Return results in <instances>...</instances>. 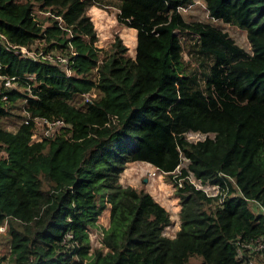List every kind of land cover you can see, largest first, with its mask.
Masks as SVG:
<instances>
[{"label":"trees","instance_id":"16d2710c","mask_svg":"<svg viewBox=\"0 0 264 264\" xmlns=\"http://www.w3.org/2000/svg\"><path fill=\"white\" fill-rule=\"evenodd\" d=\"M202 1L210 18L246 31L250 52L220 25L188 19L197 0H0V31L16 46L0 43L1 72L17 80H0V224L10 246L0 264H264V248L242 246L264 240V0ZM94 4L116 7L137 30L135 55L119 34L97 45ZM184 47L206 68L203 87ZM92 91L100 95L84 107L73 102ZM19 99L30 117L12 130L4 119ZM38 120L51 132L35 139ZM140 161L175 184V236L164 233L172 213L145 183L121 181ZM189 172L228 184V196L178 185ZM109 208L103 246L93 247L89 232ZM68 231L79 245L64 243Z\"/></svg>","mask_w":264,"mask_h":264},{"label":"rangeland","instance_id":"374dc122","mask_svg":"<svg viewBox=\"0 0 264 264\" xmlns=\"http://www.w3.org/2000/svg\"><path fill=\"white\" fill-rule=\"evenodd\" d=\"M184 13H185L186 17L190 20H209V21L213 22L214 24L220 25L221 27L226 29L230 33V35L233 36V38L241 46H243L247 51H249V52L251 51V45H250L249 40L247 38L246 31L244 29L239 28L238 26L231 25L229 23H223L222 21H217L215 19L210 18L209 14H208V10H207V8H206V6L202 0L196 2L193 7H190L187 11H184ZM89 14L91 15V18L93 19L95 27H96L97 32H98V38L99 39L97 41V45L99 47L107 48L112 43V41L114 40L115 35L119 34L122 36L124 42L129 46L130 53L132 55H135V52H136L135 51V37H136V35L134 37L133 29L131 27H128L126 25L119 23L118 18H117L118 9L116 7L105 8V7L98 6L97 4L96 5L94 4L93 6L90 7ZM33 48H35V47H33ZM40 50H42V49H33V51H37V52ZM181 52L184 55V58L189 62L190 67L194 68V70H195L196 86L203 87L204 82H205L206 68L188 50L187 47H184L181 50ZM94 72H96L95 69H94ZM73 102H75V103L78 102L79 105H83L82 107H84L82 95H77L76 98L73 100ZM25 103L26 102L24 101V99H19L16 101L14 108H13L15 115L5 117V119H4V124L6 127L10 128L12 130H16L21 123L25 122L26 119H28L29 114L28 115L26 114ZM43 132L50 133L51 129H47L46 127H44L40 123H38V127L35 130V133L33 135L34 138L40 139V137L43 136V134H42ZM210 135H212V134H210ZM206 136H207L206 134H203L201 132H189L187 134L188 139L194 140V141H196L198 139H204ZM148 163L150 166L148 165ZM138 165H139V168L137 167V165L134 166L133 168H126V170H124V172L121 176L122 180L125 181L126 178H130L132 175V177H134V178L136 177L135 184L140 185L142 178L145 179V176H146L145 172L141 173L142 172L141 168L142 167H150L151 168L152 166L157 167V166L151 164L150 162H146V161H140V163ZM185 165H187V161L184 160L182 162V166H185ZM156 172L158 174L157 179L160 180V178H162L161 181L166 180L168 182V184L171 183V182H169L166 175L164 173H162V171H158L156 169ZM139 178L141 180H139ZM171 184H172V186H169L168 189L166 190V192L164 191V195L159 199H161V202L163 203V205H165L170 210V212L172 213V216H171L172 220L174 219V224L172 226L166 228V232H168L170 234H175L177 231L178 224H181V220L178 221V217L180 215H178V213H175V211H176L175 208L180 206V198L174 192L175 191L174 184L173 183H171ZM171 188H173V190ZM252 207L257 209V206L254 204H252ZM102 216H103V214L101 215V217ZM103 227H106V225L99 221L98 226L96 228H92V230L94 232L95 229H98L97 230V233H98V232L102 231ZM95 235L93 237H95V239H99V235L98 236L97 235L95 236ZM9 250H10V246H9L8 232L7 231L0 232V256H4V255L8 254ZM193 261H196V259L194 258ZM3 264H6V262L4 261Z\"/></svg>","mask_w":264,"mask_h":264},{"label":"built area","instance_id":"2783aa9c","mask_svg":"<svg viewBox=\"0 0 264 264\" xmlns=\"http://www.w3.org/2000/svg\"><path fill=\"white\" fill-rule=\"evenodd\" d=\"M0 43L3 44L7 48H10V47L11 48H15L16 47L15 45L11 44V42L7 39L6 35L4 33H2L1 31H0ZM22 52L23 53L27 52V54H29L30 56H32L35 59H43V60H47V61L54 62V63H58L59 62V63L65 64V65L68 62L66 57L60 56L59 54L53 53V52H50V51L40 50V51L37 52V51L29 50L25 46H21V53ZM1 69H2V64H1V61H0V80L4 81L6 86L16 87L17 86L16 78L14 76L9 77L7 75H3L2 72H1ZM66 69H67L68 75H70L71 74V70L68 67H66ZM80 95H82L84 104H87L91 100V97L95 96L94 95V91L88 92V93H83V94H80ZM4 98H6V96H4ZM29 117H30V115H29ZM26 121H28V119H26ZM37 122L40 123L42 121L38 120ZM45 122H47L48 126L50 125L51 127L56 125V124H63V121H61V120L48 121L47 119H45ZM148 165H149V163H148ZM156 169L158 171H162L158 167H153L152 166L151 168L150 167H142L141 168V171H142L141 173L145 172L146 173L145 177L147 179H151L154 182V181L157 180V175H158L157 172H156ZM176 171L179 174L182 173L179 169L176 170ZM162 173L165 174L164 171H162ZM219 176L221 178H228V180L230 182H232V184L236 185V180L232 176L227 175V174H222V173H220ZM184 179H188L190 182H192L194 184V186L197 189L203 190L208 196H219L220 197L222 195L221 198H220V201H222L225 197H227L228 194H229V191H230V188H229L228 184L222 185L220 182L219 183H217V182L213 183V182H211L209 180L208 181H203L201 178L196 177L193 172H189V173H187L184 176L178 177L176 179L177 184L182 186ZM174 187H175V184H174ZM261 211L264 214V206H261ZM170 226H172V225H169L166 228H168ZM97 230L98 229H95L94 232H93V230H90V232H89L90 233V239H91L93 247H101V246H103V243H102V235L104 234L103 229H102V231H100L98 233H97ZM5 231H7V224L6 223L0 224V232H5ZM164 233L168 234L170 236H174V234H170V233L166 232V229H165ZM95 234L97 236L99 235V239H95V237H93ZM70 238H71V240H70ZM63 240H64V243H66L68 245V247L79 245L78 240L74 239V235H73V233L71 231H68L65 234ZM239 243L240 242L238 241V244ZM242 246H246L247 249L249 250L248 253L252 254L254 251L264 248V240L259 238L256 241H254V243L250 242V243L242 244ZM238 252H239V257L240 258L245 256L243 254L242 247L239 248Z\"/></svg>","mask_w":264,"mask_h":264},{"label":"crops","instance_id":"0c3cea01","mask_svg":"<svg viewBox=\"0 0 264 264\" xmlns=\"http://www.w3.org/2000/svg\"><path fill=\"white\" fill-rule=\"evenodd\" d=\"M198 1H200V0H197V2ZM194 6V5H193ZM193 6H191V7H193ZM132 28V27H131ZM133 29V34H134V36L136 35V37H135V51H136V46H137V30L135 29V28H132ZM136 53V52H135ZM100 95V92H98L97 93V96H99ZM135 163V164H134ZM140 163V162H132V163H130L129 165H127V167L126 168H133L134 166H136L137 165V167L139 168V165L138 164ZM126 168H125V170H126ZM134 176V175H133ZM146 179V180H145ZM145 179L144 178H142V180L139 178V180H141V184L140 185H142V184H144L145 183V187L147 188V190L158 200V201H160L161 202V199H159V198H161L163 195H164V191L166 192V190L168 189V187L169 186H172V184L170 183V184H168V182L166 181V180H163V181H161L162 180V178H160V180L159 179H157L156 181H152L151 179H147L146 177H145ZM121 181L124 183V184H130V185H134V186H140V185H138V184H135V181H136V177L134 178V177H132V175H131V177L130 178H126V180L124 181V180H122V178H121ZM172 190H173V188H171ZM170 190V189H169ZM161 204H163L162 202H161ZM174 205V204H173ZM165 206V205H164ZM166 207V206H165ZM174 207V206H173ZM167 208V207H166ZM175 208V207H174ZM176 209V211H175V213H178V215H180V209H181V203H180V206H178L177 208H175ZM110 214H111V210H110V208L109 209H107L104 213H103V216L102 217H100L99 218V221L100 222H102L103 224H105L106 225V227L109 225V222H110ZM180 217V216H179ZM178 217V221H180V218ZM174 224V219H173V222H172V224L171 225H173ZM180 228V224H178V227H177V230ZM177 232V231H176ZM176 234V233H175ZM175 234H174V236H175Z\"/></svg>","mask_w":264,"mask_h":264},{"label":"bare ground","instance_id":"6f19581e","mask_svg":"<svg viewBox=\"0 0 264 264\" xmlns=\"http://www.w3.org/2000/svg\"><path fill=\"white\" fill-rule=\"evenodd\" d=\"M98 11V10H97ZM131 33V32H130ZM129 34V33H128ZM135 37V36H134ZM94 95L97 96V92L94 91Z\"/></svg>","mask_w":264,"mask_h":264},{"label":"clouds","instance_id":"9594fccd","mask_svg":"<svg viewBox=\"0 0 264 264\" xmlns=\"http://www.w3.org/2000/svg\"><path fill=\"white\" fill-rule=\"evenodd\" d=\"M28 112V111H27Z\"/></svg>","mask_w":264,"mask_h":264},{"label":"water","instance_id":"95a60500","mask_svg":"<svg viewBox=\"0 0 264 264\" xmlns=\"http://www.w3.org/2000/svg\"><path fill=\"white\" fill-rule=\"evenodd\" d=\"M146 180V179H145Z\"/></svg>","mask_w":264,"mask_h":264}]
</instances>
